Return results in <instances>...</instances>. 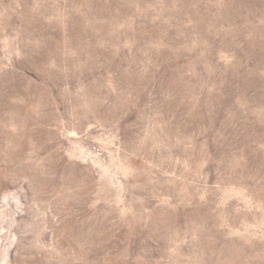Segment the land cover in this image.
<instances>
[{"label": "rangeland", "instance_id": "rangeland-1", "mask_svg": "<svg viewBox=\"0 0 264 264\" xmlns=\"http://www.w3.org/2000/svg\"><path fill=\"white\" fill-rule=\"evenodd\" d=\"M0 264H264V0H0Z\"/></svg>", "mask_w": 264, "mask_h": 264}]
</instances>
